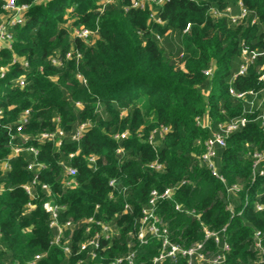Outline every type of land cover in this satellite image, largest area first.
Wrapping results in <instances>:
<instances>
[{"label": "trees", "instance_id": "1", "mask_svg": "<svg viewBox=\"0 0 264 264\" xmlns=\"http://www.w3.org/2000/svg\"><path fill=\"white\" fill-rule=\"evenodd\" d=\"M14 1L28 9L25 21L9 28L10 49H0V68H5L0 78V161L11 146L24 150L9 161V169H0V264H30L36 256L34 264H110L130 250L135 251L133 264H152L160 240L139 245L135 235L150 191L166 188H174L172 197L158 202L156 211L172 244L187 248L203 241L204 227L214 232L224 228L229 247L224 264H260L252 236L264 232V212L255 210L257 204L264 206V163L263 175L250 179L251 155L264 149V126L255 119L264 113V103L257 109L256 99L250 107L251 96L235 99L229 89L264 97V82L258 80L264 63V0L148 1L142 9L131 8L134 0L105 6L99 0ZM241 7L247 15L236 24L210 14L211 9L229 8L238 15ZM79 28L94 36L87 42L73 36ZM242 49L259 55L244 75L233 78ZM53 58L60 65H53ZM208 68L211 79L203 74ZM26 110L23 141L16 127ZM205 116L213 124L238 116L249 120L216 148L214 168L224 182L200 160L210 133L195 119ZM83 123L89 125L82 137L72 140ZM161 126L168 131L149 143L150 133ZM57 128L63 132L59 146L37 139ZM123 132L125 138H113ZM89 156L97 158L93 167L87 164ZM30 162L44 167L28 170ZM153 162L162 169L151 170ZM64 165L76 169L73 188L63 183ZM34 177L30 197L22 186ZM110 180L116 181L114 188ZM232 185H241L235 196L226 191ZM45 201L60 208V224H72L71 232L65 231L69 255L53 243ZM28 203L35 208L28 210ZM89 217L111 228L109 239H99L94 258L79 250L87 239L84 221ZM204 244L209 254L219 253L212 240ZM163 264L171 263L166 259ZM177 264L186 260L179 257Z\"/></svg>", "mask_w": 264, "mask_h": 264}, {"label": "built area", "instance_id": "2", "mask_svg": "<svg viewBox=\"0 0 264 264\" xmlns=\"http://www.w3.org/2000/svg\"><path fill=\"white\" fill-rule=\"evenodd\" d=\"M2 11L3 14L0 16V49L7 48L10 49V40L11 35L9 33V28L14 25H20L25 21L26 11L28 6L26 5H17L14 0H2ZM155 2L157 4L163 3L168 0H134L132 1L131 8H143L145 2ZM189 1H197V0H189ZM113 2V0H99V4L105 6ZM210 14L213 17H228L232 23H238L241 19H243L247 15V11L244 8H240L238 15H232L229 8L223 11H217L214 9L210 10ZM254 21H252L253 23ZM189 28V24L186 25L184 31H187ZM72 34L75 37H78L87 42L90 37H93L94 34L86 29L79 28L73 29ZM259 54L256 52H248L246 49H242L241 51V63L238 66L237 72L233 75V78L237 76L244 75L247 71L248 66L254 62L256 57ZM71 57V53H67L65 58L69 59ZM79 55H77V58ZM26 67V62L19 61ZM53 65H60V61L53 58L51 60ZM5 74V68H0V78H2ZM203 74L208 79L212 78V69L208 68L203 71ZM77 79L84 82L80 75H77ZM259 81L264 82V63L260 67V75L258 77ZM19 86L24 85V79H18ZM229 94L235 99L245 100L246 95L251 96V100L248 101L250 107H253L255 100L257 99L256 108L259 109L262 107L264 103V97L258 98L260 92H247V93H236L232 89H229ZM1 114V113H0ZM255 119H259L261 121V126H264V113L258 115ZM28 121V110L24 111L18 121V125L16 127V132L18 136L26 141L27 137L22 133L23 126ZM248 119L244 116H238L231 118L229 120H225L222 122H217L213 124V121L208 117L196 118L195 124L201 129H206L209 131L210 135L204 142V151L200 156L201 162H203L211 174L218 178L221 182H224L222 177H220L215 168L213 159L216 155L217 147H224L227 138L235 133L236 131L244 128L248 123ZM88 123L80 124L75 132L71 135V139L74 141H78L85 129L88 127ZM168 131L167 127L161 126L157 130H153L149 137V143H152L154 137L157 135L159 137H163V135ZM126 132L115 134L113 138L115 140H120L126 137ZM63 136V132L60 129H56L53 132H42L39 133L37 139L40 142L48 141L55 143L56 146L60 145V137ZM59 138V139H58ZM24 150L21 146H11L10 153L8 156L0 161V169L7 170L10 168L9 161L15 157H17ZM26 151L32 153L34 156L36 155V151L32 147L25 148ZM118 153L121 152L120 149L117 150ZM73 154H70L72 157ZM252 157V174H251V182H253L257 176L263 175V170L261 169V165L264 163V149L261 151H254L251 155ZM95 156H89L86 158L87 164L89 167H93L96 163ZM44 166L39 163L30 162L27 165L28 170L38 171L42 169ZM151 170L160 171L162 169V165L153 162L148 165ZM64 174L66 179L64 180V185L66 188H73L76 185L74 181V176L76 174V169L72 166H63ZM36 183V177L32 180L30 184H25L22 186L26 194L30 197H33L32 187ZM116 181L110 180L108 185L112 188L115 187ZM41 189L47 193L49 192L48 186L42 184ZM241 190V185H232L226 189L227 193L235 196ZM174 188H166L162 191L151 190L149 193L148 201L146 205L141 209V217L139 219L137 233L135 235V240L139 245H146L150 239H157L161 242V249L157 256H155L152 260V264H163V262L167 259L171 264H177L178 258L181 257L186 260V264H224L225 253L229 250L228 244L224 239L223 235L225 229L223 228L221 231L214 232L209 231L205 227L203 228V241L193 243L191 246L184 248L179 245L172 244L168 238V230L166 224L162 221V219L157 215V203L160 201L170 200L172 197V193ZM109 197L112 198V193L109 194ZM28 210H32L35 206L31 203L27 204ZM43 210L49 215V227L55 230V235L53 236V243L55 245H60L63 253L65 255L70 254V249L68 246L69 236L65 235V231L69 230L71 232L72 224L68 221L64 224H60L58 222V212L59 207L57 205L52 204L49 201H45L42 204ZM175 209L180 211V207L175 205ZM129 210V206H124V212ZM226 210L230 212L231 216L234 215L233 205L228 203L226 206ZM255 210L258 212H264V206L257 204L255 206ZM85 230L84 233L87 236V239L80 244L79 250L80 252H87V254L94 258L96 256V250L99 248V239L103 238L105 240L110 238L111 228L110 225L106 222H102L94 219L93 217H89L84 221ZM94 228H97V231H94ZM253 239V249L258 255V262L260 264H264V232L260 230H256L252 236ZM212 240L216 246L220 248L218 254H209V252L204 250L205 241ZM135 251L130 250L126 254L115 258L110 264H133ZM40 258V256H36L34 261ZM34 261L30 264H34Z\"/></svg>", "mask_w": 264, "mask_h": 264}, {"label": "clouds", "instance_id": "3", "mask_svg": "<svg viewBox=\"0 0 264 264\" xmlns=\"http://www.w3.org/2000/svg\"><path fill=\"white\" fill-rule=\"evenodd\" d=\"M140 103H141V105L143 106V104H144V101H141Z\"/></svg>", "mask_w": 264, "mask_h": 264}]
</instances>
